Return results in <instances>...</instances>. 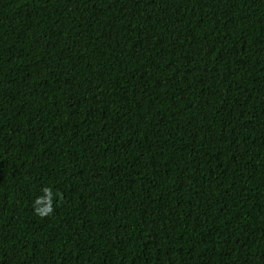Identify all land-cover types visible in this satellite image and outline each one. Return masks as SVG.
Masks as SVG:
<instances>
[{
	"label": "trees",
	"instance_id": "trees-1",
	"mask_svg": "<svg viewBox=\"0 0 264 264\" xmlns=\"http://www.w3.org/2000/svg\"><path fill=\"white\" fill-rule=\"evenodd\" d=\"M0 264H264V0H0Z\"/></svg>",
	"mask_w": 264,
	"mask_h": 264
},
{
	"label": "clouds",
	"instance_id": "clouds-1",
	"mask_svg": "<svg viewBox=\"0 0 264 264\" xmlns=\"http://www.w3.org/2000/svg\"><path fill=\"white\" fill-rule=\"evenodd\" d=\"M45 195L47 197H51V190L50 189H45ZM46 201L43 199H37L36 200V204L40 205L42 203H45ZM52 211L51 207H44V208H37V213L41 216L43 215H47L48 213H50Z\"/></svg>",
	"mask_w": 264,
	"mask_h": 264
}]
</instances>
